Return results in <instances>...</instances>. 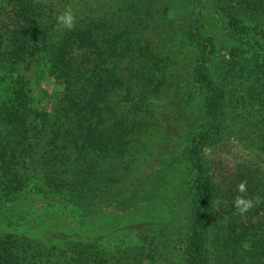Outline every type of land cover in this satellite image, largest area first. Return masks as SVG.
<instances>
[{"label":"trees","instance_id":"trees-1","mask_svg":"<svg viewBox=\"0 0 264 264\" xmlns=\"http://www.w3.org/2000/svg\"><path fill=\"white\" fill-rule=\"evenodd\" d=\"M184 3L188 23L183 40L196 59L186 56L183 61H191L193 82L204 94L206 125L193 132L181 154L193 172L181 264H264L263 178L256 169L241 167L231 183L220 187L202 159L204 146L220 137L232 102V111L239 105L245 111L238 124L256 120L264 154V0L218 3L237 57L228 65L235 75L234 101L229 88L216 83L219 75L208 69L215 43L202 34L195 14L199 0ZM10 8L0 26V82L7 84L0 98V212L28 200L32 190L51 199H64L70 191L77 199L105 196L112 205L110 183L103 185L110 172L105 168L120 160L132 143L141 142L150 127L145 115L164 108L160 102L171 96L170 87H186L181 86L185 79L179 59L170 60L133 38L138 32L132 27L137 24L134 11L129 10V20L119 27L105 19H82L72 30L62 28L55 34L44 21L42 5L11 0ZM34 59L42 62L37 78H52L59 85L58 105L50 112L40 111L20 75ZM241 182L247 188L243 195L262 198L243 216L234 207ZM95 212L93 205L85 209V215ZM157 240L162 239L142 240L139 250L148 263L171 260L158 249ZM33 246L25 235L0 233V264H37L39 251ZM60 254L71 264H106L109 257L97 245L78 241L68 243Z\"/></svg>","mask_w":264,"mask_h":264},{"label":"rangeland","instance_id":"rangeland-1","mask_svg":"<svg viewBox=\"0 0 264 264\" xmlns=\"http://www.w3.org/2000/svg\"><path fill=\"white\" fill-rule=\"evenodd\" d=\"M33 1L42 5L44 21L55 34L62 29L56 17L69 6L75 11L76 24L82 19L85 22L105 19L119 27L116 25H123L129 20L130 11H134L132 17L137 24L132 27H136L138 32L133 38L147 43L157 53L169 56L170 60L179 59V71L185 79L181 80V86L186 87H170L169 96L172 97H164L160 102L164 108L156 111L155 115H145L150 127L148 131L144 129L141 142L132 143L121 153L120 160L115 158L113 166L105 168L110 172L103 185L110 183L113 192L107 196L114 199L112 205L105 202V196L93 200L89 197L77 199L72 198L74 193L70 191L63 195L64 199H51L32 190L28 200L0 212V233L27 236L33 247L38 248L37 264H71L60 251L68 243L76 241L97 245L108 252L106 264H154L145 261L139 250L144 245L142 240L145 242L148 236L161 238L156 246L171 259H162L155 264H181L188 203L193 191V172L181 154L193 132L206 125L202 103L204 94L201 87L193 82L191 61H183L186 56L190 60L195 55L196 59L195 52L183 40L188 23L184 0ZM220 1L199 0L195 14L200 20L202 34L215 43L213 51L208 54V69L216 77L219 75L216 83L228 87L234 101L231 85L235 75L228 65L237 57L234 42L220 16ZM10 2L0 0V26L6 22ZM41 64L34 59L30 65L23 66L20 75L40 111L50 112L58 105L60 89L52 78H37L42 70ZM6 85L0 82V98L7 90ZM233 106L234 102L227 105L229 114L220 137L208 142L202 152L211 179L220 187L231 183L241 167L256 169L264 180V154L259 149L258 128L253 125L256 120L238 124L245 111H240L242 105L236 108L238 111H232ZM28 168L26 171L30 173ZM92 205L96 212L85 215V209Z\"/></svg>","mask_w":264,"mask_h":264},{"label":"clouds","instance_id":"clouds-1","mask_svg":"<svg viewBox=\"0 0 264 264\" xmlns=\"http://www.w3.org/2000/svg\"><path fill=\"white\" fill-rule=\"evenodd\" d=\"M76 14L74 9L69 6L62 13L56 17L57 24L65 30H72L76 24ZM237 192L241 195H237L234 200V207L240 215H244L249 212L256 204L261 202V197L256 196L253 198L246 197L247 192L246 182H241L237 185Z\"/></svg>","mask_w":264,"mask_h":264}]
</instances>
